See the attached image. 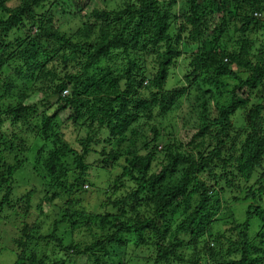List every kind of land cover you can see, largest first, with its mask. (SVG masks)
I'll return each mask as SVG.
<instances>
[{
	"label": "clouds",
	"instance_id": "clouds-1",
	"mask_svg": "<svg viewBox=\"0 0 264 264\" xmlns=\"http://www.w3.org/2000/svg\"><path fill=\"white\" fill-rule=\"evenodd\" d=\"M0 264H264V0H0Z\"/></svg>",
	"mask_w": 264,
	"mask_h": 264
},
{
	"label": "trees",
	"instance_id": "trees-1",
	"mask_svg": "<svg viewBox=\"0 0 264 264\" xmlns=\"http://www.w3.org/2000/svg\"><path fill=\"white\" fill-rule=\"evenodd\" d=\"M102 50H103L102 48L93 49L94 52H101ZM165 195H167V194L161 195V197H160L161 201H163L165 199ZM181 214H182V210L178 209L176 212V215L180 216ZM109 218L112 219V217H109Z\"/></svg>",
	"mask_w": 264,
	"mask_h": 264
}]
</instances>
